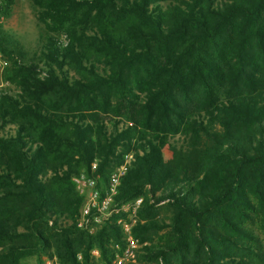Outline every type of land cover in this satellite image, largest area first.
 Masks as SVG:
<instances>
[{
	"label": "trees",
	"instance_id": "obj_1",
	"mask_svg": "<svg viewBox=\"0 0 264 264\" xmlns=\"http://www.w3.org/2000/svg\"><path fill=\"white\" fill-rule=\"evenodd\" d=\"M30 1L47 31L29 62L0 23V264H114L126 215L80 229L73 179L102 185L126 155L133 264L260 261L264 0Z\"/></svg>",
	"mask_w": 264,
	"mask_h": 264
},
{
	"label": "built area",
	"instance_id": "obj_2",
	"mask_svg": "<svg viewBox=\"0 0 264 264\" xmlns=\"http://www.w3.org/2000/svg\"><path fill=\"white\" fill-rule=\"evenodd\" d=\"M4 1L5 0H0V7L3 5ZM3 22L4 17L0 16V23L3 24ZM6 64L7 61L5 55L0 51V76L3 75ZM132 158V155H126L123 163L111 174L110 179L102 185L99 184L98 179L89 177L85 172L80 173L79 176L73 179L78 191L85 197V202L78 219V227L80 229L89 233H94L97 228L104 225L105 221L114 215H120L121 213L126 215L128 210H133V215L129 219L120 217L116 220L117 225L121 227L126 237V246L116 255L114 264L135 263L137 252L141 247L139 241L133 237L132 229L136 222V211L139 208L142 199H137L121 208L114 206L120 178L125 174L127 166ZM95 167L96 164H94V168ZM93 255L97 261L96 264H102L99 262V252L94 251ZM44 264L59 263L56 259L51 260L46 258Z\"/></svg>",
	"mask_w": 264,
	"mask_h": 264
},
{
	"label": "rangeland",
	"instance_id": "obj_3",
	"mask_svg": "<svg viewBox=\"0 0 264 264\" xmlns=\"http://www.w3.org/2000/svg\"><path fill=\"white\" fill-rule=\"evenodd\" d=\"M3 33L11 45H15L23 51L25 61L29 62L36 54H39L43 44L45 43L46 27L38 16V11L30 0H15L12 7L11 16L5 19L3 24ZM57 37L65 41L66 34L61 33ZM7 64L3 75L0 76V91L13 85L5 80V72L9 66V59L6 57ZM133 215V210L126 212V218L129 219ZM252 230L260 240L257 248V254L260 261L255 264H264V233L261 229L254 225ZM46 257H43V264ZM23 264H37V258L32 257L23 261Z\"/></svg>",
	"mask_w": 264,
	"mask_h": 264
}]
</instances>
